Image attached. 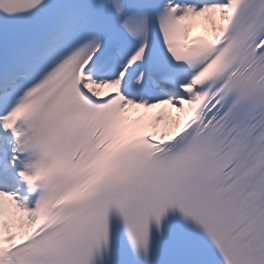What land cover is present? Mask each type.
Returning <instances> with one entry per match:
<instances>
[{
	"label": "snow or ice",
	"instance_id": "obj_1",
	"mask_svg": "<svg viewBox=\"0 0 264 264\" xmlns=\"http://www.w3.org/2000/svg\"><path fill=\"white\" fill-rule=\"evenodd\" d=\"M0 264H264V0H0Z\"/></svg>",
	"mask_w": 264,
	"mask_h": 264
},
{
	"label": "bare ground",
	"instance_id": "obj_2",
	"mask_svg": "<svg viewBox=\"0 0 264 264\" xmlns=\"http://www.w3.org/2000/svg\"><path fill=\"white\" fill-rule=\"evenodd\" d=\"M192 27L201 29L203 33L205 31V29H204V22L200 18H197L196 19V21L193 23V26Z\"/></svg>",
	"mask_w": 264,
	"mask_h": 264
}]
</instances>
